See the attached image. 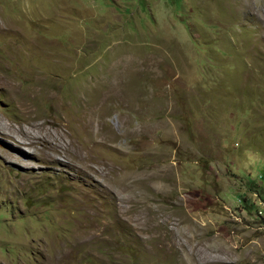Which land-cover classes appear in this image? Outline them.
I'll return each instance as SVG.
<instances>
[{"label":"rangeland","instance_id":"rangeland-1","mask_svg":"<svg viewBox=\"0 0 264 264\" xmlns=\"http://www.w3.org/2000/svg\"><path fill=\"white\" fill-rule=\"evenodd\" d=\"M0 82V264H264V0H0Z\"/></svg>","mask_w":264,"mask_h":264},{"label":"bare ground","instance_id":"bare-ground-1","mask_svg":"<svg viewBox=\"0 0 264 264\" xmlns=\"http://www.w3.org/2000/svg\"><path fill=\"white\" fill-rule=\"evenodd\" d=\"M1 83V82H0ZM0 88H5V89H8V90H10V91H12V93L14 94V100L16 101V102H18L19 103V106H20V109H21V111L22 112H25V114L26 113H30L31 112V108L28 106V102L24 99V98H22L20 95H18V93H16V86H14V84H10V83H1L0 84ZM18 91V90H17ZM9 92V91H8ZM111 91H110V89L108 88V94L110 93ZM35 96V95H34ZM32 98V97H31ZM95 103V102H94ZM89 107H91L92 109H90V108H88V110H89V113L91 114H94L95 113V111L97 110V105H95V104H92L91 106H89ZM82 112H84V111H82ZM94 112V113H93ZM37 117V116H36ZM41 118V117H40ZM82 118V117H81ZM34 119V116H28V118H27V120H26V122H30V121H32ZM63 119V118H62ZM61 119V120H62ZM59 123V122H58ZM39 125H40V123H39ZM59 127V126H58ZM40 130V129H39ZM17 132H20V134H22V135H24V137H25V142H21L20 144H27V145H36L37 143H39V144H41V145H43V147L45 148V149H47V148H50L54 153H57L58 152V150H59V147L58 146H56V145H54L53 143H51V142H49V140L48 139H46V138H44L43 136H41V135H37V134H30L28 131H26L25 130V128H22V127H20V128H18V130H17ZM21 135V136H22ZM43 135V134H42ZM58 144V143H57ZM19 146V145H18ZM14 148L12 147V150H13ZM14 152V151H13ZM83 160V159H82ZM90 167V166H89Z\"/></svg>","mask_w":264,"mask_h":264}]
</instances>
